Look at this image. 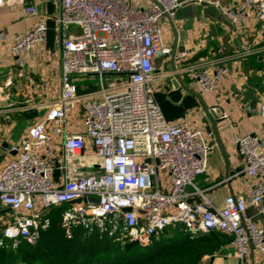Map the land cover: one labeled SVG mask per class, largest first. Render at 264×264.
<instances>
[{
  "label": "built area",
  "instance_id": "2783aa9c",
  "mask_svg": "<svg viewBox=\"0 0 264 264\" xmlns=\"http://www.w3.org/2000/svg\"><path fill=\"white\" fill-rule=\"evenodd\" d=\"M12 1L0 0V8ZM17 1L25 15L38 16L32 5L37 0ZM38 1L61 9V94L41 106L48 110L46 120L12 148L16 156L0 169V203L16 215L0 233L3 240L13 248L22 242L34 245L50 225L46 213L69 205L63 216L68 238L73 228L97 227L115 243L148 248L168 229L180 226L192 238L229 236L233 256L240 261L252 252L264 256V228L247 216L250 208L264 216V138L234 136L243 172L257 183L249 197L231 195L222 208L216 207L197 186V179L209 171L210 147L203 132L185 121L169 122L153 88L166 76L159 73L158 59L171 53L162 44L163 23L175 20L180 5L215 7L233 28L251 23L250 30L257 33L259 44L224 61L198 60L176 72L190 75L210 94L229 75L230 62L264 57V0H151L146 6L133 0ZM47 33L46 26L37 24L14 37L11 52L20 69L21 55L44 44ZM87 80H96V90L80 93L77 83ZM76 111L84 132L69 134L66 124ZM258 114L264 120V102ZM227 118L222 110L219 119ZM54 135L63 138L67 175L62 186L50 178L52 168L44 160L52 156ZM86 140L95 150V169L84 174L80 168L88 164ZM83 199L87 202L71 205ZM22 211L27 215H19Z\"/></svg>",
  "mask_w": 264,
  "mask_h": 264
},
{
  "label": "crops",
  "instance_id": "0c3cea01",
  "mask_svg": "<svg viewBox=\"0 0 264 264\" xmlns=\"http://www.w3.org/2000/svg\"><path fill=\"white\" fill-rule=\"evenodd\" d=\"M133 1L136 5L146 6L151 0ZM186 1L180 0V3ZM32 5L38 9L37 17L25 15L23 6L17 0L0 8V169L16 156L12 148L28 136L34 125L46 120L48 110L41 106L56 100L61 94L62 38L57 31L61 10L59 6L38 0ZM219 13L215 7L191 4L185 6L183 19L177 21L175 18L172 24L163 23L162 44L170 48L171 53L158 59L159 73L166 76L161 81L157 80L153 88L169 122L185 121L190 128L203 132L210 147L209 171L197 179V186L213 205L222 208L228 196L249 197L257 183L243 172L242 159L233 138L245 135L264 138V120L258 114L259 103L264 102V57L258 55L241 63L230 62L229 75L219 90L210 94L202 92L190 75L176 73L198 60L224 61L237 50L259 44L257 33L250 30L251 23L235 29ZM250 18L252 20L253 16ZM37 24L48 28L46 40L29 55H21L24 67L20 69L18 58L11 52L13 39ZM75 32L76 29L70 30V33ZM20 72L23 74L21 78L18 77ZM177 76L189 92L182 87L176 90L172 81ZM77 87L80 93L94 91L97 88L96 80L80 81ZM211 108H217L219 118L222 110L228 118L219 119L215 130L213 128L209 133L207 128L212 126L206 111ZM78 112L68 118L66 131L69 134L84 132ZM84 153L88 164L80 168V172L85 174L95 169V150L90 140H86ZM44 160L52 168L50 178L57 186L64 185L67 173L64 170L61 136H53L52 156ZM36 204L42 207L40 198H36ZM19 215L27 213L22 211ZM247 216L264 228V216L258 215L252 208ZM0 218L1 233L7 224L16 220V215L4 209L0 203ZM200 264H264V256L252 252L240 261L233 256L228 243L215 256H205Z\"/></svg>",
  "mask_w": 264,
  "mask_h": 264
},
{
  "label": "trees",
  "instance_id": "16d2710c",
  "mask_svg": "<svg viewBox=\"0 0 264 264\" xmlns=\"http://www.w3.org/2000/svg\"><path fill=\"white\" fill-rule=\"evenodd\" d=\"M69 205L49 210L47 229L41 230L34 245L22 242L17 248L0 234V264H200L231 242L220 234L190 237L182 227L168 229L148 248L133 246L129 251L97 227H76L68 238L63 216Z\"/></svg>",
  "mask_w": 264,
  "mask_h": 264
},
{
  "label": "water",
  "instance_id": "95a60500",
  "mask_svg": "<svg viewBox=\"0 0 264 264\" xmlns=\"http://www.w3.org/2000/svg\"><path fill=\"white\" fill-rule=\"evenodd\" d=\"M61 10V9H60ZM169 23L172 24V21H170ZM176 52V46L174 48V53ZM174 61V59H173ZM172 61V64H173V67H174V62ZM172 84L174 85V87L176 88V90H180V88H184L186 89L188 92V88L186 87V85L182 82V80L177 76L175 80L172 81ZM206 114H207V118H208V121L211 123V126L212 127H208L207 128V131L209 133H211V129L213 130L214 126L219 123V118L216 114H208V112L206 111ZM215 130V128H214ZM89 201L91 202H98L97 199H89ZM82 202L86 203L87 200L86 199H83V200H77V201H74L71 203V205H80ZM128 211V210H127ZM125 248L127 251L131 250L133 248V244H126L125 245Z\"/></svg>",
  "mask_w": 264,
  "mask_h": 264
},
{
  "label": "rangeland",
  "instance_id": "374dc122",
  "mask_svg": "<svg viewBox=\"0 0 264 264\" xmlns=\"http://www.w3.org/2000/svg\"><path fill=\"white\" fill-rule=\"evenodd\" d=\"M178 1L180 2V0H178ZM190 5H191V4H190ZM212 8H213V7H212ZM184 9H185V6L182 7V6L180 5L179 9L176 11L175 17H176V20H177V21L183 19L184 15H185V14H183V10H184ZM219 14H221V13H219ZM221 15H222V14H221Z\"/></svg>",
  "mask_w": 264,
  "mask_h": 264
}]
</instances>
